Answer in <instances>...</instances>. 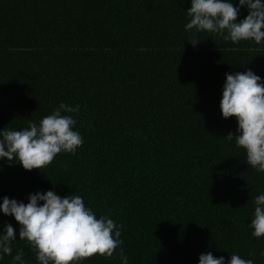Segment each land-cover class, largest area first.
<instances>
[{
	"label": "trees",
	"instance_id": "obj_1",
	"mask_svg": "<svg viewBox=\"0 0 264 264\" xmlns=\"http://www.w3.org/2000/svg\"><path fill=\"white\" fill-rule=\"evenodd\" d=\"M190 6L0 0V129L39 124L63 102L79 105L74 130L83 138L75 154L41 170L0 161V202L26 204L48 190L79 195L97 218L123 225L128 264H198L207 252L264 264V237L247 228L264 173L227 139L237 122L219 107L225 73L251 70L264 81V44L185 31ZM247 14L242 8L238 21ZM5 224L16 240L0 264H12L18 250L37 264L18 222L0 213V230ZM119 251L80 264H121Z\"/></svg>",
	"mask_w": 264,
	"mask_h": 264
},
{
	"label": "clouds",
	"instance_id": "obj_2",
	"mask_svg": "<svg viewBox=\"0 0 264 264\" xmlns=\"http://www.w3.org/2000/svg\"><path fill=\"white\" fill-rule=\"evenodd\" d=\"M191 0L186 10L190 18L185 31L210 32L224 41L238 44L253 41L264 44V0ZM248 14L237 19L241 9ZM201 39L188 40L196 47ZM220 111L224 119L235 117L237 134L229 133V141L242 148L245 161L257 173H264V81L251 70L235 74L225 73L222 87ZM79 105L70 106L61 102L50 115L39 124L29 122L23 130L0 129V161L9 165L18 163L23 169L41 170L51 164L60 153L75 154L82 146L83 138L75 131V114ZM72 115H68V114ZM55 185V184H53ZM27 203L3 197L0 213L11 216L18 222L19 238L25 240L35 253L37 264H80L93 255L112 257L117 248L121 264H128V257L120 247L123 225H117L107 215L96 217L91 208L86 207L79 195H65L55 191L29 194ZM42 202V204L40 203ZM250 236L259 240L264 237V194L254 198V213ZM16 233L11 224L0 230V259L12 254V243ZM23 251L12 256V264H25ZM198 264H253L232 253L225 257H214L211 252L202 253Z\"/></svg>",
	"mask_w": 264,
	"mask_h": 264
}]
</instances>
